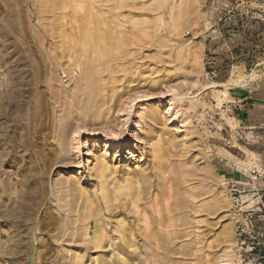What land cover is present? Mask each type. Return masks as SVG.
I'll use <instances>...</instances> for the list:
<instances>
[{
	"label": "rangeland",
	"instance_id": "1",
	"mask_svg": "<svg viewBox=\"0 0 264 264\" xmlns=\"http://www.w3.org/2000/svg\"><path fill=\"white\" fill-rule=\"evenodd\" d=\"M42 4L39 0H0V264H94V254L80 259L57 255L53 248L73 243L56 242L53 239L56 235L54 231H41L31 223L35 217L43 218L45 207L49 205V199L45 198V204L38 207L35 213L30 209L39 187L37 184L44 182L48 197V189L58 171L64 175L76 174L83 181L88 180L93 184L91 171L86 166L87 159L92 156V149L106 153L108 158L116 162L123 163L124 160L133 164L134 160H139V164L150 163V143L159 135L152 133L147 141L144 131L138 130V127L142 124L139 120L143 108L153 102L161 103V123L164 124L157 127L162 137L169 138L175 144L172 159L176 171L193 154L204 156L211 172L209 182L224 188L230 199L221 208L206 210V223L200 224L198 229L206 230L205 256L201 257L200 252L199 255H186L184 259L179 254L174 255L176 264H264V141L247 153L236 154L237 158L223 154L220 148L212 145H219L214 138L215 124L225 101L223 94L227 95L225 89L232 85L223 87L217 84V78L210 75L207 64V59L213 54L219 56L214 53L212 46L221 42L218 38L225 37L220 35L218 29H235L241 21L244 28L256 30L264 27V0H199L190 13L195 25L193 28L199 26L196 34L190 27L176 29L170 23L172 3L169 0L163 1V5L158 4L155 10L151 7L148 10L132 9L144 12V17L140 16L143 22L154 17L149 25L141 22L134 28L133 21L129 24L132 29L128 31L131 41L127 47V60L134 72L138 63L148 68L150 65L180 67L181 61H177L176 54L189 41L190 44L194 41L199 44L196 50L198 71L191 73L188 80L177 75L155 87L148 80L141 81L130 76V91L123 90L122 76L118 91L127 98L114 124L111 127L101 124L95 126L97 128H72L69 164L56 165L43 176L37 170L34 171L31 156L34 137L30 115L40 97L57 89H70L72 81L64 68L72 60L54 62L52 48L58 39L51 36L46 26L49 13L44 11ZM161 10L163 12L158 13ZM136 28L141 35L133 31ZM172 29L176 30H173L174 34L171 33ZM36 31L40 32L42 41L38 39L40 36ZM146 31L155 38H162L165 43L160 56L154 51L156 44L151 45L147 41ZM161 47L159 44L158 50ZM249 64L241 67V70L236 68L238 73L249 75L253 72L257 77L264 76L263 54ZM232 68L225 69L227 76L231 75ZM70 73L76 76L79 66L73 65ZM56 80H59L58 83ZM211 84L214 87H209ZM52 123L49 121L46 135L55 121ZM231 126L236 125L233 123ZM137 134L141 140H138ZM47 141L49 145L46 147L56 146L52 137ZM37 142H42L40 133ZM127 143L137 144L140 149L127 146ZM114 165L118 167L121 163ZM200 179L193 174L191 182L196 183ZM211 195L207 193L206 199ZM81 244L75 242L76 246ZM182 244V241L177 242V245Z\"/></svg>",
	"mask_w": 264,
	"mask_h": 264
},
{
	"label": "bare ground",
	"instance_id": "2",
	"mask_svg": "<svg viewBox=\"0 0 264 264\" xmlns=\"http://www.w3.org/2000/svg\"><path fill=\"white\" fill-rule=\"evenodd\" d=\"M39 1L44 3V11L49 13L46 22L48 30L52 37L58 39L52 48L54 62L72 60L68 62L71 65L67 64L64 68L72 81L70 89L56 87V91L44 96L46 102L44 97H40L31 111L30 127L34 137L31 156L34 171L37 170L43 176L56 165L69 164L72 128H97L95 126L101 124L111 127L114 124L127 98L118 91L122 76V88L127 91L132 89L130 76L141 81L148 80L152 87L169 82V78L177 75L188 80L189 75L199 69L196 52L199 44L197 41L190 44L189 41L181 51L176 52L177 61H181L178 68L156 65L148 68L138 63L134 72L127 60V47L131 41L128 31L132 29L129 24L133 21L134 28L141 22L149 25L154 17L145 18L143 22L140 16L144 12L133 10V13L132 9L148 10L151 7L155 10L165 0ZM169 1L172 3L170 23L176 29L190 27L196 34L199 26L197 24L196 29L193 28L195 25L190 13L199 0ZM134 30L140 33L138 28ZM173 30L176 31L172 29V34ZM36 32L41 40L40 32ZM146 36L151 45L156 44L154 51L160 56L165 46L162 38H155L147 31ZM159 44L162 47L158 50ZM73 65L79 66L76 76L70 73ZM255 76L251 72L243 77L233 67L229 79L219 83L227 87L241 84L243 78L252 79ZM160 104L153 102L145 105L139 120L142 124L138 130L144 131L145 140L149 141L148 136L152 133L159 135L150 143V163L139 164V160H134L133 164L124 160L123 163L116 162L108 158L106 153L92 149V156L87 159L86 166L91 171L93 184L88 180L83 181L76 174L64 175L60 171L53 184L50 183L49 197L44 182L37 184L39 187L30 209L35 213L38 207L45 204V198L49 199V205L45 207L43 218L35 217L31 223L41 231H54L56 235L53 239L56 242L73 243L58 246L57 250L53 248L57 255L80 259L94 254V264H176L174 255L179 254L184 259L186 255H199L200 252L203 257L206 230H198L199 226L206 223V210L221 208L224 203H229V195L224 188L209 182L211 172L204 156L193 154L176 171L172 159L175 144L169 138H163L157 127L163 123ZM49 121H55L49 139L52 137L56 146L46 147L49 145V134L46 135ZM39 133L42 142H37ZM137 137L138 140L142 139L138 134ZM127 146L140 149L133 143H127ZM93 161L96 162L93 164ZM115 163L121 165L117 167ZM193 174L201 178L196 183L191 182ZM207 193L212 194L209 199H206ZM178 241L183 244L177 245ZM75 242L82 243V246H76Z\"/></svg>",
	"mask_w": 264,
	"mask_h": 264
},
{
	"label": "crops",
	"instance_id": "3",
	"mask_svg": "<svg viewBox=\"0 0 264 264\" xmlns=\"http://www.w3.org/2000/svg\"><path fill=\"white\" fill-rule=\"evenodd\" d=\"M249 29L244 28L242 21L235 29H218L220 35L225 36L218 38L221 42L212 46L214 53L219 56L213 54L207 59L209 73L217 78V84L221 85L220 83L226 82L231 76L226 75V68L232 66L240 69L264 55V27ZM248 79L243 78L241 84L228 86L227 95L224 94L225 101L218 113L220 118L215 124L217 128L214 138L218 140L219 145H212L220 148L223 154L234 158H237L236 154L247 153L264 141L261 140L264 139V76L256 75L254 79ZM233 123L235 127L231 126Z\"/></svg>",
	"mask_w": 264,
	"mask_h": 264
}]
</instances>
